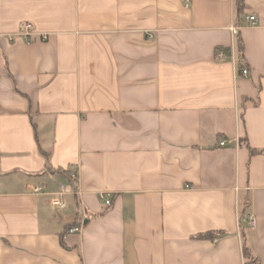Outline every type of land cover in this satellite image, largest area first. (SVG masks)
Instances as JSON below:
<instances>
[{"label": "crops", "instance_id": "1", "mask_svg": "<svg viewBox=\"0 0 264 264\" xmlns=\"http://www.w3.org/2000/svg\"><path fill=\"white\" fill-rule=\"evenodd\" d=\"M244 1L0 0V264H264V0Z\"/></svg>", "mask_w": 264, "mask_h": 264}, {"label": "built area", "instance_id": "2", "mask_svg": "<svg viewBox=\"0 0 264 264\" xmlns=\"http://www.w3.org/2000/svg\"><path fill=\"white\" fill-rule=\"evenodd\" d=\"M181 2L186 6L189 7L191 4V0H181ZM246 20L248 21V23L251 26H257L258 25V20L255 16H247ZM231 31L233 32V34L236 36L239 34V32L241 31V27H232ZM36 35V31L35 28L33 26V24L31 23H22L20 25V29H19V33L16 36H12L11 40L14 41L17 37L22 38L26 43L30 44L33 42V38ZM42 40L46 41L48 40V35H43ZM216 59L217 60H224V53L222 50H218L217 54H216ZM241 75L243 77H248L249 72L247 69H243L241 71ZM221 146H225L226 142H221L220 143ZM69 181L70 184L69 185H60V191L57 194L58 198L55 199L53 201V209L55 211L61 210V209H65L66 208V201L64 200V197L72 194L73 192V188L77 185L78 181H79V175L78 172L73 171L71 173V175L69 176ZM42 191V187L36 188L35 192H41ZM101 201L106 205L109 206L111 204L110 199H108L106 196L102 195L101 196ZM249 223H250V227L255 229L256 228V219L254 218V216H249L248 218ZM83 225L84 223L81 222V224H79V226L73 227L69 230V233H80L83 229Z\"/></svg>", "mask_w": 264, "mask_h": 264}, {"label": "trees", "instance_id": "3", "mask_svg": "<svg viewBox=\"0 0 264 264\" xmlns=\"http://www.w3.org/2000/svg\"><path fill=\"white\" fill-rule=\"evenodd\" d=\"M237 8H238V13L242 14L243 11L245 10V1L244 0H237ZM240 51H241V49H240ZM35 130L37 132L36 127H35ZM250 150H251V154L259 153L258 150H255V149H252V148H250ZM42 153L45 154V152H43V151H42ZM76 226H79V224H74L73 225V227H76ZM67 231H69V228H68ZM214 235L215 234H213V233H208V234L199 235L197 238H199V239H208V238H212ZM243 250H244L243 252H244V258H245V264H261L260 259L252 252V250L248 246L244 245V249Z\"/></svg>", "mask_w": 264, "mask_h": 264}]
</instances>
